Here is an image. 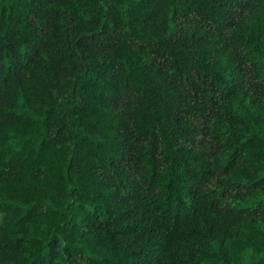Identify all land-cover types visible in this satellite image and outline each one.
<instances>
[{"label":"trees","instance_id":"16d2710c","mask_svg":"<svg viewBox=\"0 0 264 264\" xmlns=\"http://www.w3.org/2000/svg\"><path fill=\"white\" fill-rule=\"evenodd\" d=\"M0 264H264V0H0Z\"/></svg>","mask_w":264,"mask_h":264}]
</instances>
